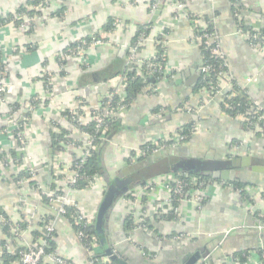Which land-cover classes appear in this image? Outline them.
Returning <instances> with one entry per match:
<instances>
[{"label":"crops","instance_id":"0c3cea01","mask_svg":"<svg viewBox=\"0 0 264 264\" xmlns=\"http://www.w3.org/2000/svg\"><path fill=\"white\" fill-rule=\"evenodd\" d=\"M28 1L0 0V15L14 12ZM154 2L163 4L164 8L154 23V31L144 41L139 60L154 58L155 38L160 30L169 28L170 40L165 53L170 74L151 92L140 94L129 108L119 112L124 128L102 151L104 168L110 179L121 175L132 153L146 142L174 138L192 123L196 130L190 138L171 148L169 156L177 161L208 154L216 160L250 156L253 164L256 158L264 159V138L246 130L241 117H230L222 110L223 96H212L206 89L199 88L202 55L194 35L196 28H205L210 20L221 39L231 76L247 87L253 100L264 109V52L252 46L238 30L232 0H214L213 3L187 0L179 15H175L171 0L165 4L160 0H64L63 19L46 17L37 21L33 35L13 25L0 29V51L9 71V77L4 80L5 92L0 95V125L9 122L7 129L0 130V155L7 154L0 159V208L14 224H26L20 233L13 229L9 235L0 222V264H7L4 252L14 254L17 249L32 246L36 240L33 232L40 229L42 217L56 213L60 205H44L32 182L48 190L59 174L57 164L70 165L74 157L84 153L82 148L71 145L54 153L50 132L57 130V126L68 130L69 137L82 145L86 141V136L75 124L62 116V110L75 109L81 101L96 110L114 89V84L119 85L120 77L110 81H105V77L113 65L126 59L135 33L133 23L150 24L153 15L150 6ZM241 2L252 12L248 21L257 29L261 23L252 15L264 12V0ZM58 7L59 4L55 6ZM109 19L121 23L108 32L103 27ZM96 34L103 36L107 43L86 52L91 64L86 66L76 55H67L62 59L66 63V74L61 75L64 65L62 67L59 62L60 52L71 43ZM44 74L49 86L43 80ZM34 96L50 99V102L33 107ZM28 102L31 108L27 121L19 123ZM14 105L20 109L14 117L8 118ZM24 123L22 144L12 130ZM11 151L18 153L17 159L10 157ZM31 170L34 173L30 177L16 181L22 171L29 173ZM236 173L238 179L264 185V174L250 169ZM101 178L88 189L69 190L66 194L69 203L76 205L85 218L95 220V227L109 184ZM158 180L161 178L152 182ZM220 182L223 184L210 183L194 190L189 198L181 201L178 218L174 221L161 219L162 213L157 212L159 206L163 209L170 206L166 203L169 194L164 186L133 189L115 204L105 232L101 233L102 240L112 239L111 250L124 264H184L197 253L202 257L196 264H242L236 255L244 252H249L245 264H260L256 249L264 246V198L259 187L249 188L250 198L246 199L228 182ZM58 184L62 185L61 180ZM196 194L203 198L201 203L196 202ZM143 214L150 224L132 230L125 227L130 215L140 224ZM54 227L58 255L74 264H94L67 220L56 218ZM183 234L192 237L176 239ZM101 241L98 242V257H108ZM219 242L220 247L215 250ZM207 251L208 256L203 257Z\"/></svg>","mask_w":264,"mask_h":264},{"label":"trees","instance_id":"16d2710c","mask_svg":"<svg viewBox=\"0 0 264 264\" xmlns=\"http://www.w3.org/2000/svg\"><path fill=\"white\" fill-rule=\"evenodd\" d=\"M63 1L64 0H53V2L50 5V8L48 9L46 15H44L43 19H45L46 17H58L63 19L62 14L66 9V7L63 5ZM182 1H184V3L187 2V0H182ZM160 2L165 4L167 0H160ZM171 2H173V0H171ZM40 3H44V0H30L26 4L19 6L16 11L0 15V28L13 24V26H15L16 28L21 29V26L24 23V18H29L30 19L29 27L26 28L25 30L23 29L21 30L24 31L27 35H33L35 32V28L37 26V22L34 20V16L39 15L43 17V14L40 11L32 8L39 5ZM57 4H59V7L55 8ZM232 4L234 6L233 12L238 30L249 35L248 41L251 44L253 45L264 44V12L261 13V18H258L261 24L256 29L254 26L251 25V22L248 21L249 19H251L252 12L247 10V8L242 4L241 0H232ZM114 22H115L114 19H109L103 27L104 30L108 32L113 31ZM133 24L135 27V33L132 38L130 47L136 46L141 40L143 42L138 47V50L140 52L143 48L144 41L154 31V24L141 23V22H135ZM207 27H208L207 30L210 33H217L213 21L209 20ZM199 30H200L199 28L195 29V35L198 37L201 36V32H199ZM163 31L169 34L171 33V30L169 28H164ZM91 38L92 37H88L80 40L79 42L71 43L62 52H60V54H63V56L71 55L70 50L76 49L83 40L86 42H90ZM155 39H157L158 42L161 41V38L158 36H156ZM197 43L202 55V66H210L212 69L210 76L205 77L202 75L199 88L206 89L212 94L214 90L219 86L220 75L229 72L230 69L229 67H227L226 62L220 56L213 54L214 45L206 44V40L203 38L198 40ZM157 51L161 54L165 51V48H163L161 44H158ZM128 55L129 52L127 54L126 59L122 60L120 64L113 65V68L110 69V71L107 73L105 77V81H110L117 76H122L124 78L125 97L121 99L119 96L116 95L112 100V106L115 109V113L117 112L118 105L124 106L126 109L129 108L140 94L144 92H149V90L151 92L153 90V87L163 78H165V76L161 73H151V74L146 73L147 63L160 62L162 60L161 58H158L157 60H155V58L151 59L149 60V62H145L141 68H138L137 65L132 64L128 61ZM59 59L60 58H58L57 60ZM59 62L62 67L64 65L61 75H65L66 63L63 60L62 61L60 60ZM151 71L153 72L152 68ZM8 77H9V71L7 70V64L3 59L2 52L0 51V84L4 82V80L7 79ZM43 80H45L46 84L49 81L46 74H44ZM230 84L232 85V90H229L224 96V98H222V102L220 104L221 108L230 117L233 118L241 117L243 119L244 128L246 130L251 131L252 127H250L248 124V118L249 117L251 118L252 116H257V114L264 115V109L259 108V106L254 102L253 98L251 97L248 88L240 84L235 78L233 77L230 78ZM1 94L3 95V92ZM107 102L108 99L104 101V104ZM31 103L33 104V106L35 105L33 100ZM12 107L15 110L20 109L18 105H14ZM8 108L10 107L8 106ZM93 112L94 114L100 113L99 110H94ZM63 114L69 117V119H71V121L83 132L88 133L95 140L94 144L97 146L96 150L90 149V156H88L83 162H81V160L78 157H74L72 161V165L78 163L80 167L77 170L78 172L77 183L71 184L69 186L70 190L82 191L88 189L89 187L92 186V183L94 182L96 176L103 177L104 180L107 183H109L111 179L104 168L102 151L104 146L107 145L113 139V137L124 128L120 118L115 115H107L103 117V123L98 127V123H96L95 120H91V122L85 125L79 124L75 120H72V115L70 114L69 110H65ZM244 118L247 120H245ZM8 124L6 123L0 125V130L7 129L9 127ZM24 125L25 123L18 125L12 130L13 136L18 141H19V133H22V135L24 133ZM193 127L194 124L192 123L184 127L181 131L182 134H185L187 136L186 138L187 140L192 135L191 130ZM103 130H106V139L103 141H99L98 137ZM69 134L70 133L68 130L63 129L60 126H57V130L50 132V138L52 142V148L54 149V153L56 151H62L64 149V146H66L69 143L74 142L76 143V145L82 146L81 142L73 140L72 138L69 137ZM257 135L264 138V136L260 134ZM160 143L161 144L166 143L165 145L168 146L172 144L170 141L164 142V140H161ZM141 149H143V146L141 147ZM134 154L135 153H132L131 157H133ZM9 155L10 157L17 159L18 153L16 151H11ZM5 156H7V154L2 153V155H0V159L5 158ZM145 158L146 157H141L138 161H142ZM254 164L264 165V159L256 158L254 159ZM129 166H130V159L127 161V167L124 168V170L121 172V175H125L127 173ZM131 175L134 181L132 182V184L128 186L127 194L133 189L145 188L148 186L150 182L156 179L163 178L167 175H174L180 181L181 186H183L184 193H187L190 189L195 187L194 181L204 184H209V182H215V184L218 185L222 184L220 181L214 180L212 178L198 176L189 172L187 169L180 166V162L177 161L174 156H168L162 159H158L153 165L143 168L142 170L135 171ZM26 176L30 177L28 171H22L18 175V177H16V181ZM62 178H63L62 175L60 174L56 175L48 190L40 188L37 182L35 181L32 182V185L39 190L41 201L44 205L51 207L54 205V203H56V200L58 198L62 196L64 197L66 196L67 191L64 188V185L58 184V181H60ZM228 185H230L235 191L240 192V194L246 199L250 198V194L248 190L249 188L253 189L259 187L264 189V185L258 184L254 181H248L245 179L242 180L239 179V181L234 183H229ZM50 194H52V196H50ZM182 198L183 197L181 195H173L172 203L169 207L167 206L164 207V211L161 214V219L165 221L176 220L178 218V214L175 212V210L179 208ZM65 212L66 213L63 215L52 213L42 217L40 222V229L33 232V236L36 239L33 245H39L41 240L46 241L47 242V246L45 248L46 253L49 254L52 252H56L57 234L56 232L49 233L46 230V225L50 222H54L58 217L67 220L77 233L81 232L84 234V237L81 238V241L86 248L91 247L90 244L93 238L97 240V243L102 240L103 235L97 231L95 226H88L85 223H81L80 225L75 224V219L78 217V212H79L77 209H75V207L66 205ZM0 217L4 219V221H2L1 224L4 230L6 231V233L9 235L13 229H16L20 233L22 230L26 228L25 223L14 224L13 222H11L9 216L1 208H0ZM147 224H150V221L148 219L145 220L144 224L141 223L137 224L135 223L133 216L130 215L126 219L124 225L126 228L132 230ZM223 237L224 236H220V238ZM215 245L216 246L214 247V249L216 250L220 247V242ZM26 250L27 248H20L17 249V251L14 254L4 252L3 257L6 260L5 262L7 264L13 262L22 264L21 263L22 253L25 252ZM256 251L259 257L262 259L260 264H264V260L262 257L264 256V246L258 247ZM248 254L249 252H244L239 255H236V258H239L240 262L242 264H245L247 262L246 256ZM101 256L103 255H100V257ZM91 259L93 260L95 258H91ZM40 264H51V263L45 261L44 259ZM112 264H124V263L120 261L119 258L117 257L116 260L112 261Z\"/></svg>","mask_w":264,"mask_h":264},{"label":"built area","instance_id":"2783aa9c","mask_svg":"<svg viewBox=\"0 0 264 264\" xmlns=\"http://www.w3.org/2000/svg\"><path fill=\"white\" fill-rule=\"evenodd\" d=\"M207 1L210 3H213L214 0H207ZM52 2H53V0H44V3H40L39 5L32 8V9L40 11L43 14V17L39 16V15L34 16V20L36 22L40 21L44 18V15H46V13H47L48 9L50 8V5ZM158 5H159L158 2L151 4L150 9H151L152 13H154L156 11V9L158 8ZM172 6H173V11H174L175 15H179V14L183 13L185 6H186V3H184V1H182V0H173ZM29 23H30V19L24 18V23L22 24L21 29L25 30L26 28H28ZM120 23H121L120 21H115L114 22V29L117 26H119ZM11 25H13V24H11ZM207 28H208L207 26L205 28H202V29L200 28L199 32H201V36L198 37V36L194 35L195 38L197 39V37H198V40L203 38L206 40V44L214 45L213 54L220 56L226 62L227 67H229L228 60H227V58L223 52V49H222V42H221L220 37L218 36L217 33H210L207 30ZM240 33H242L247 38V40L249 39L248 34H245L241 31H240ZM157 36L161 38V41L158 42L157 39H155L156 45L161 44V46L163 48H165L166 44L170 40V34L165 33L163 30H160L158 32ZM142 42L143 41L140 40L136 46L129 47V51H128L129 52L128 61L132 64L137 65L138 68H141L145 62H149V61H143L142 62L141 60H139L138 47L142 44ZM106 43H107L106 39L103 36L101 37V35L98 34V35L92 36L90 42H86L83 40L81 42V44L76 49L70 50V52H71V55H76L78 57V59L81 60V62H83L86 66H89L91 63L86 58V55H85L86 52L88 50H90V48H92V47L103 46ZM252 46L258 47L264 52V44H258V45L252 44ZM66 56L67 55L63 56V54H60L59 57L60 58L62 57L61 58V60H62ZM154 58H155V60H157L158 58H161L162 60L160 62H156V63H152V62L147 63L146 73H148V74L161 73L164 76L170 74V72L166 68L167 60H166L165 51L161 54L157 51ZM151 68H152L153 72L151 71ZM211 71H212V69L210 66H202V68H201V74L205 77L210 76ZM118 77H120L118 79V81L120 82L119 85L114 84V89L105 98V100L108 99V102L105 104L103 102L101 104V106L98 109H96V110H99V112H100L99 114H94V112H93L94 110H91L89 107H87L84 104L83 101H81L80 104L75 109H71V110L68 109L70 114L72 115V120H75L76 122H78L79 124H82V125H85V124L91 122V120H95V122L98 123V127H99L103 123V117H105L107 115H115V116L119 117V112L123 109H126V108L124 106L118 105L117 106V112L115 113V109L112 106V100H113L114 96L117 95L121 99H123L125 97L124 78L122 76H118ZM230 78H232L230 71L221 74L220 78H219V86L214 90V92L211 95L212 96H223V98H224L226 93L229 90H232V85L230 84ZM47 85L48 86L50 85L49 81L47 82ZM2 92H3V94L5 92V86H4L3 82L0 84V95H2L1 94ZM32 100H33L35 105H47L48 102H50V99L43 98L41 96H34ZM254 102L259 106V108L263 109L256 101H254ZM18 111L19 110H15L14 108H12L8 118H11L12 116L14 117L18 113ZM64 111H65V109L62 110V116L65 117L66 119H68L69 121H71V119H69V117H67L66 115L63 114ZM245 120H247V119H245ZM248 124L250 127H252L251 132L253 134H256V135L260 134V135L264 136V115H262V114L258 115L257 114V116H252L251 118L249 117L248 118ZM78 129L86 136V141L83 143L82 146H78L74 142L67 144V146L71 145V146L82 148L84 153L82 156H80L78 158L81 160V162H83L88 156H90V149L96 150L97 146L94 144L95 140L88 133L83 132L80 128H78ZM195 130H196V126H194L192 128V130H191L192 134L195 132ZM186 138H187V136L185 134H182V132H181V133L177 134L174 138L164 140V142L170 141L172 143L170 146L165 145L166 143L161 144L160 141L146 142L143 145V149L140 148L138 151L135 152L134 156L130 158V165L138 162V160L141 157H148L149 155H151L154 152L161 150L163 148L178 147L179 145H181L186 140ZM98 139H99V141H103L106 139V130H103L101 132ZM19 141L22 144L24 143V138H23L22 133H19ZM79 167H80V165L78 163L74 164V165H72V163L70 165L57 164L58 172L60 175L63 176V178L61 179V182H62V185H64V188L66 189V191L70 190L69 186L71 184L77 183V180H78L77 170ZM33 173L34 172L31 170V171H29L28 174L30 176ZM22 179H24V178H22ZM22 179L20 180V182H22ZM101 179L102 178L100 176H96L92 185L99 182V180H101ZM158 181H155L154 183L150 182L147 187L152 188L153 185H157V184H161L162 186H164L165 189L168 191V194H169L168 198L166 200V203L169 205H171V203H172V196L173 195H181L183 197L182 198V201H183V200L189 198L194 190H200L201 188H204L206 185H208V184H204V183L194 181L195 187L190 189L187 193H184L183 192L184 191L183 186H181L180 181L174 175H167ZM210 183L215 184V182H209V184ZM258 191L261 194V196L264 198V189L259 188ZM50 196H52V194H50ZM195 198H196V202H198V203H201L203 200V198L200 196V194H196ZM56 203L60 204L56 210L57 214H62V215L65 214L66 213L65 212V206L66 205L75 207V209H77L79 211V209L76 207V205H72L69 203L66 196L65 197L62 196V197L58 198L56 200ZM158 210L160 211V213H162L164 211L163 206L157 207V212H159ZM178 210H179V208L175 210V212L177 214H179ZM140 220H141L140 223L144 224L145 220H147V215L143 214L141 216ZM2 221H4V219L2 217H0V222H2ZM81 223H85L88 226H93L95 223V220H93V219L90 220V219L85 218V216H83L79 211L78 217L75 219V224L80 225ZM142 226H144V225H142ZM46 230L49 233H54L55 232L54 222L48 223L46 225ZM78 237L81 240V238L84 237V234L81 232H78ZM185 237L190 238L192 236L190 234L184 236V234H183V235L176 236V239H183ZM90 245H91V247L87 248V250L90 254V257L95 258L92 260V262L94 264H112V261L110 260V258L98 257V252L100 250H99L98 243H97L96 239L93 238ZM46 246H47V242L41 240L39 245H32V246L28 247L27 250L22 253L21 263L22 264H40L45 259V261H48L51 264H74L71 261L65 259L64 257L58 255L57 252H52V253L47 254L46 250H45ZM262 257L264 260V256H262ZM260 261H262L261 258H260Z\"/></svg>","mask_w":264,"mask_h":264},{"label":"water","instance_id":"95a60500","mask_svg":"<svg viewBox=\"0 0 264 264\" xmlns=\"http://www.w3.org/2000/svg\"><path fill=\"white\" fill-rule=\"evenodd\" d=\"M164 5L159 4L156 11L153 13L150 20V24H154L160 18ZM255 18H261L259 14L252 15ZM104 98L102 99V101ZM31 104L28 102L26 112H23L20 117L19 123L27 120L28 110L30 109ZM171 155V148H163L149 155L142 161H138L128 167V171L125 175L117 176L109 182L107 189L104 193V197L99 207V212L96 220V227L100 233L105 232L106 222L114 209L115 204L127 194L128 186L133 182L132 177L129 174L134 173L140 169L153 165L158 159L165 158ZM180 166L187 169L189 172L202 176L209 177L217 181L234 183L239 181L237 178L236 171L243 169H250L254 173L264 174V166L254 165L252 158L250 156L244 157H235L231 160H216L213 155H206L201 158H187L183 159L180 162ZM53 169H51V174ZM103 173V172H102ZM101 244L105 249V255L108 256L111 260H116L114 252L111 250L113 246V241L111 238L107 240H102ZM209 252L207 251L203 257H207ZM202 257L200 253L195 254L190 259H188L184 264H196L198 260Z\"/></svg>","mask_w":264,"mask_h":264},{"label":"rangeland","instance_id":"374dc122","mask_svg":"<svg viewBox=\"0 0 264 264\" xmlns=\"http://www.w3.org/2000/svg\"><path fill=\"white\" fill-rule=\"evenodd\" d=\"M4 83V82H3Z\"/></svg>","mask_w":264,"mask_h":264}]
</instances>
